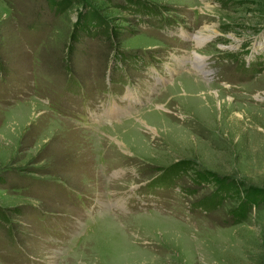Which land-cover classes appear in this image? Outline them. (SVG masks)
<instances>
[{"label": "rangeland", "instance_id": "obj_1", "mask_svg": "<svg viewBox=\"0 0 264 264\" xmlns=\"http://www.w3.org/2000/svg\"><path fill=\"white\" fill-rule=\"evenodd\" d=\"M61 1L0 0V264H264V0Z\"/></svg>", "mask_w": 264, "mask_h": 264}, {"label": "trees", "instance_id": "obj_2", "mask_svg": "<svg viewBox=\"0 0 264 264\" xmlns=\"http://www.w3.org/2000/svg\"><path fill=\"white\" fill-rule=\"evenodd\" d=\"M71 2H73V0L61 1L60 3H57V5L61 6L63 8V7H67ZM102 29L107 31L109 29V27H108V25L106 23H103V28ZM197 174L198 173H196V175ZM196 177H199V176H196ZM206 178H208V177L200 175V179H202L200 181H205V180H207ZM210 181H213V179H211ZM229 187H231V186H229V184L223 185L222 186V191H223V189L228 191ZM242 201L243 202L240 203L238 208L235 209L234 213H233L235 218H236L235 219L236 223H238V221L240 219L244 218L246 213L249 212L252 209V207H256V205H259L260 203H262V205L264 207V195L263 196H259V197L256 198V195H250V194L247 193L243 197ZM240 206H241V208H239ZM261 261L264 262V257L261 259Z\"/></svg>", "mask_w": 264, "mask_h": 264}, {"label": "bare ground", "instance_id": "obj_3", "mask_svg": "<svg viewBox=\"0 0 264 264\" xmlns=\"http://www.w3.org/2000/svg\"><path fill=\"white\" fill-rule=\"evenodd\" d=\"M202 35H192L191 36V38H193L194 39V41L196 42V43H198V42H200V40L202 39V37H201ZM262 47V45H260V48ZM247 53H248V51H247ZM195 52H192V54H191V56H192V58L194 59V68L196 69V70H198L199 72H201L202 71V67L204 68V65L202 64V61H203V59L202 58H199V57H195ZM197 56V55H196ZM239 58H241V57H239ZM242 59V58H241ZM174 60H175V62H177V63H182L183 62V60L182 59H179V58H175L174 57ZM243 60V59H242ZM261 63V62H260ZM182 73H185V72H187V73H191V72H188V71H185L184 69L182 70L181 68H178ZM202 73V72H201ZM172 75V72H171V74H170V76ZM168 81V80H167ZM131 98H134L132 95L129 97V100L131 99ZM134 102H138V100L135 98V100H134ZM130 107H131V105H130ZM120 110H121V107L120 106H117V107H113V112L114 113H116V114H118L119 115V113H120ZM118 215H120V214H118Z\"/></svg>", "mask_w": 264, "mask_h": 264}]
</instances>
